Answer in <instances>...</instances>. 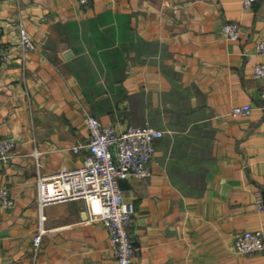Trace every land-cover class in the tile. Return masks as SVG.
<instances>
[{
  "label": "crops",
  "instance_id": "obj_1",
  "mask_svg": "<svg viewBox=\"0 0 264 264\" xmlns=\"http://www.w3.org/2000/svg\"><path fill=\"white\" fill-rule=\"evenodd\" d=\"M228 21L239 38L221 34ZM18 23L35 43L24 54ZM0 27L12 54L0 67V135L16 141L0 160L15 200L0 207V264L115 263L106 227L88 220L96 202L46 204L33 243L38 173L82 163L85 113L163 130L150 174L119 180L134 204L133 264H264L233 246L239 232L264 231V78L253 74L264 0H0ZM242 103L249 114L230 112Z\"/></svg>",
  "mask_w": 264,
  "mask_h": 264
},
{
  "label": "built area",
  "instance_id": "obj_2",
  "mask_svg": "<svg viewBox=\"0 0 264 264\" xmlns=\"http://www.w3.org/2000/svg\"><path fill=\"white\" fill-rule=\"evenodd\" d=\"M87 7L90 0H77ZM256 0H240L245 8H250ZM18 46L22 53L33 50L35 43L22 23L17 25ZM221 34L235 40L239 38L241 24L228 21L222 24ZM255 51L264 56V34L255 41ZM25 56V55H24ZM23 56V57H24ZM12 58L9 47L2 38L0 27V67ZM255 77L264 78V61L255 63ZM264 107V86L260 92ZM250 103L235 104L232 114H249ZM83 120L88 128V153L76 167H62L50 174L38 173L37 198L40 209L37 232L33 236L38 248L44 226L43 207L51 202L69 199H83L87 206L98 204L96 212H90L88 220H99L106 227L113 252L114 264H133L136 246L132 238L134 204L125 200L119 186L120 179H135L148 176L151 172L150 161L155 150V139L163 135V130L150 124L131 125L117 128L113 123H103L96 116L85 113ZM16 141L10 135H0V160L7 162L15 148ZM79 146H73L78 151ZM262 207V199L256 200ZM15 200L7 184L0 185V207L10 208ZM89 210V207H88ZM234 249L241 253H261L264 255V231L262 229L244 230L236 234Z\"/></svg>",
  "mask_w": 264,
  "mask_h": 264
}]
</instances>
